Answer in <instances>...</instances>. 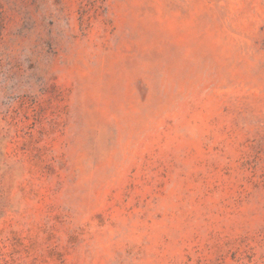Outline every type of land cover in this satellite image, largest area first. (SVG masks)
Wrapping results in <instances>:
<instances>
[{
  "label": "rangeland",
  "instance_id": "1",
  "mask_svg": "<svg viewBox=\"0 0 264 264\" xmlns=\"http://www.w3.org/2000/svg\"><path fill=\"white\" fill-rule=\"evenodd\" d=\"M0 264H264V0H0Z\"/></svg>",
  "mask_w": 264,
  "mask_h": 264
}]
</instances>
